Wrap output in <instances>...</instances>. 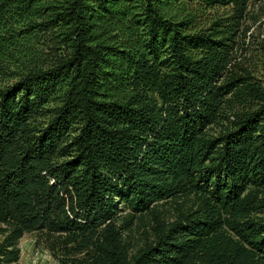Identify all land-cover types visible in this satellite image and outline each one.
<instances>
[{
	"label": "trees",
	"instance_id": "trees-1",
	"mask_svg": "<svg viewBox=\"0 0 264 264\" xmlns=\"http://www.w3.org/2000/svg\"><path fill=\"white\" fill-rule=\"evenodd\" d=\"M249 1L0 0V54L21 23L67 49L0 88V264H17L32 231L84 253L66 264H264V222L248 216L264 186V86L227 69ZM223 114L231 128L203 139ZM189 194L202 208L156 221L128 256L115 201L141 212Z\"/></svg>",
	"mask_w": 264,
	"mask_h": 264
},
{
	"label": "rangeland",
	"instance_id": "rangeland-1",
	"mask_svg": "<svg viewBox=\"0 0 264 264\" xmlns=\"http://www.w3.org/2000/svg\"><path fill=\"white\" fill-rule=\"evenodd\" d=\"M38 22L39 19H33ZM22 24V25H21ZM19 25L23 30L18 32L20 44L15 46V39L7 43L0 54V88L15 81L24 70L46 67L53 62L54 57H63L67 49L61 48L52 34L40 33L30 37L35 27L27 29L24 23ZM15 29V28H14ZM56 32V30H55ZM54 32V33H55ZM35 33H38L37 31ZM231 44V59L227 66L229 75L234 78H251L260 86H264V0H250L246 14L242 20L238 33ZM242 80V79H241ZM239 81L235 83L238 84ZM236 111H240L237 108ZM45 116L30 118L28 128L35 130L44 124ZM233 117L222 115L203 130V139L217 137L232 126ZM198 164L206 165V156H200ZM251 184L241 191L242 197L247 191L254 190ZM255 193L256 201L251 205L249 218L253 221L264 222V186ZM116 226L119 227L121 241L128 256H132L139 249L153 239V228L156 221L168 223L174 221L179 210L189 212L201 209V203L194 194L179 198H164L152 202L150 211L133 212L123 201H115ZM220 219L230 222L227 213L220 211ZM222 228L227 229L223 224ZM17 264H66L70 258H79L83 252H75L73 243H64L55 234L43 231L24 233L17 241Z\"/></svg>",
	"mask_w": 264,
	"mask_h": 264
}]
</instances>
